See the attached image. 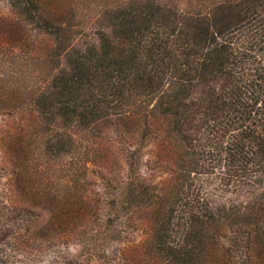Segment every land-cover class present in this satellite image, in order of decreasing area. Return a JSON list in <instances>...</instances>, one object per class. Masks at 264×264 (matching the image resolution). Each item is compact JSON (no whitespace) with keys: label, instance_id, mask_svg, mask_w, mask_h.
<instances>
[{"label":"trees","instance_id":"obj_1","mask_svg":"<svg viewBox=\"0 0 264 264\" xmlns=\"http://www.w3.org/2000/svg\"><path fill=\"white\" fill-rule=\"evenodd\" d=\"M8 1L18 17H0V114L27 113L3 139L9 208L26 206L22 187L38 173L26 160L35 136L49 181L68 164L64 181L74 174L81 188L49 202V227L115 229L144 210L147 262L264 264V0H110L92 9L82 45L69 0ZM21 52L40 75L12 68ZM156 135L168 175L146 182L141 141ZM201 176L254 190L213 204Z\"/></svg>","mask_w":264,"mask_h":264},{"label":"rangeland","instance_id":"obj_2","mask_svg":"<svg viewBox=\"0 0 264 264\" xmlns=\"http://www.w3.org/2000/svg\"><path fill=\"white\" fill-rule=\"evenodd\" d=\"M110 0H69L75 17L70 19L72 30H77L75 42L82 45L92 40L94 23L91 19L92 9L99 8ZM0 17L17 18L8 0H0ZM37 36L40 43L45 42ZM29 48H25V51ZM18 54L26 59L23 64L12 66L19 72L36 77L42 67L32 62L29 54ZM26 53V52H25ZM39 68V69H38ZM34 79V78H33ZM27 116L26 110L19 106L7 115L0 114V264H156L148 261L143 247L152 233V226L144 210H135L131 217L119 227H109L101 219H94L90 228L77 233L66 234L61 229L49 227V202L77 200L81 192L80 183L72 174L68 182L63 178L75 168L68 164L56 171V181H49V170L44 156L40 153L41 140L31 136L26 160L38 169L29 183L22 187V201L25 207L9 208L7 200L11 196L8 184L15 176V169L10 164L3 139L17 132ZM143 155L141 157L139 175L146 182H156L168 175L160 165L158 152L160 138L156 135L141 141ZM52 168V167H51ZM19 171V169L17 170ZM201 188L206 198L213 204L247 200L254 188L244 186L233 188L222 185L214 178L201 176ZM21 184H23L21 182ZM54 193V194H53ZM55 195V196H54ZM33 202L34 205H30ZM114 229V230H113ZM124 230L123 237L113 239V232Z\"/></svg>","mask_w":264,"mask_h":264}]
</instances>
